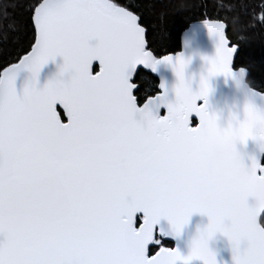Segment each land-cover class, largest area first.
<instances>
[{"label":"snow or ice","instance_id":"obj_1","mask_svg":"<svg viewBox=\"0 0 264 264\" xmlns=\"http://www.w3.org/2000/svg\"><path fill=\"white\" fill-rule=\"evenodd\" d=\"M25 8L29 47L0 64V264H216L203 239L186 255L164 247L146 254L161 218L177 235L192 213L212 219L208 236H227L233 264H264V228L257 223L264 166L251 159L236 179L209 185L201 178L208 143L230 135L207 111L206 80L192 93L177 54L176 103L158 95L135 105L125 70L172 57L153 56L132 0H28ZM202 22L217 38L215 55L205 58L209 75H232L236 46H229L225 24ZM56 56L71 78L17 95V72L30 67L35 77ZM57 100L66 122L53 107ZM161 103L167 112L158 117L152 109Z\"/></svg>","mask_w":264,"mask_h":264},{"label":"water","instance_id":"obj_2","mask_svg":"<svg viewBox=\"0 0 264 264\" xmlns=\"http://www.w3.org/2000/svg\"><path fill=\"white\" fill-rule=\"evenodd\" d=\"M204 19L195 20L189 23V25L182 31L180 35V50L174 53H167L160 57L170 55L172 57L171 63H157L154 67H146L143 64L137 63L134 67L125 70V75L128 79V83L135 85L131 89L130 94L134 97V103L137 107H141L144 103L151 97L156 98L158 95H162L163 99L167 103H176L177 97L174 92V87L178 83L177 76L173 70V65L175 63V57L179 54L185 61L183 68V80L187 85L189 90L192 93L199 91L201 86V79L203 78L207 82L208 93L206 96L207 100V111L212 108H222L226 104L235 103L239 109L245 96H249L257 108L264 107V91H259L251 87L246 78L248 76V70L244 67L234 68V60L238 52V46L231 44L230 40L227 37V25L224 21L217 20L225 24V37L229 42V46H236V50L233 54L232 61L230 63V72L232 75H225L223 73H217L215 75H209L208 73V62L205 59L206 57H212L215 55L217 38L210 34L207 28L202 22ZM213 20V19H210ZM94 43V41H90ZM153 54V52H152ZM155 57V55L153 54ZM160 57H155L160 59ZM62 63V59L59 56H56L53 60H49L45 65L40 69V72L37 76V87H42L46 79L55 72L57 66ZM95 68H97L95 70ZM139 69H142L147 72H151L157 78V92L151 96L146 97L140 104L137 101V97L134 94L137 84L133 83V79ZM99 70L98 61H93L90 67V72L95 74ZM241 71L243 74H241ZM28 76L26 70H20L17 72L13 80V88L16 91L17 95L22 93V85L25 81V78ZM61 79L66 80L67 76L61 77ZM159 103V102H158ZM204 99H197L196 104L202 105ZM53 107L56 108L60 114L61 122H66L67 117L63 114V109L59 105V101H55ZM153 113L162 117L166 114L167 109L164 107V104L161 103L158 108L152 109ZM225 113L221 112L220 123L223 125V116ZM264 114L260 112H254L250 117V121L253 125H257L261 122V117ZM190 122L196 123V117L194 115L190 116ZM190 126H193L191 125ZM213 142H209L205 149L204 154V163L206 162L207 156L210 152L211 145ZM240 147L239 145L237 146ZM242 151L244 155V163L248 165L251 162V159H255L258 164L264 166L262 159L264 157V151L257 152L254 142L247 141ZM251 156V159H249ZM248 203L251 205L254 201L249 198ZM143 215L142 212L134 214V223L133 227L138 228L141 222ZM264 216V209H261L257 216V223L261 228H264L261 224V219ZM206 221V218L200 216L197 213H193L189 217L188 224L182 229L179 236L173 235L169 227L168 221L161 218L157 224L153 226V240L146 245V254L151 255V248L155 245L156 236L161 237L164 241L171 243V245H160L157 248L164 247L169 249L178 250L181 255H186L188 253V247L186 245V240L189 234L193 231L194 226L197 223H203ZM215 243L210 244V247L215 252V259L217 264H233L232 253L227 245V241L224 237L219 234L216 235ZM156 248V249H157ZM155 249V250H156ZM154 250V251H155ZM191 264H201L200 261L193 260Z\"/></svg>","mask_w":264,"mask_h":264},{"label":"trees","instance_id":"obj_3","mask_svg":"<svg viewBox=\"0 0 264 264\" xmlns=\"http://www.w3.org/2000/svg\"><path fill=\"white\" fill-rule=\"evenodd\" d=\"M28 0H0V64L15 62L29 47L30 17L25 5ZM128 2V0H120ZM153 41L155 57L180 50L182 31L195 20L224 21L227 37L238 46L234 68L248 70L247 83L264 91V0H132ZM97 68H95L96 70ZM138 84L134 93L140 104L157 92V78L139 69L133 79ZM264 163V157L262 159ZM141 218H138L140 220ZM264 227V216L261 219ZM159 241V243H157ZM156 236L154 251L168 245Z\"/></svg>","mask_w":264,"mask_h":264},{"label":"clouds","instance_id":"obj_4","mask_svg":"<svg viewBox=\"0 0 264 264\" xmlns=\"http://www.w3.org/2000/svg\"><path fill=\"white\" fill-rule=\"evenodd\" d=\"M54 58L55 57L50 60H53ZM61 59L62 63L57 66L55 72H53L46 79L43 86L39 88L37 87V76L41 67L49 60L41 65L39 70L35 73V77H33V72L30 67L24 68L23 70H26L28 76L25 78L22 89L39 91L49 82H66L69 80L72 76V69L69 67H64V60L62 57ZM65 75L67 76V79H61V77ZM222 111L225 113L223 116V125H221L219 122ZM257 111L264 114V107L257 108L249 96L244 97L239 109L235 103H232L226 104L222 108L217 107L208 110L209 113L214 114L216 117L217 127L222 130H228L230 135L228 138H220L212 143L210 152L207 156L206 162L203 164L201 171V178L204 182L211 185L226 179H236L246 173L249 164L246 165L244 163L245 153L242 151V149L244 148L247 141L254 142L257 152L264 151V116L261 117V122L257 125H253L249 119V117ZM247 133L250 134L246 135ZM245 135L246 138L242 143L240 137ZM238 145L240 146L239 148L237 147ZM249 159H251V156H249ZM197 214L206 218V221L203 223H197L194 226L193 231L187 237L186 245L188 250L194 243L203 239L207 249L213 253L215 259V252L210 247V244L215 243L214 238L217 234H219L226 239L227 245L232 253V244L227 236H225L223 233L214 231L210 236L207 235L212 225V219L208 215L201 213ZM189 217L187 221L180 226L179 232L176 236H179L182 229L188 224ZM169 227L172 231V226L169 225ZM215 261L217 264L216 259ZM221 264H223V262H221Z\"/></svg>","mask_w":264,"mask_h":264},{"label":"flooded vegetation","instance_id":"obj_5","mask_svg":"<svg viewBox=\"0 0 264 264\" xmlns=\"http://www.w3.org/2000/svg\"><path fill=\"white\" fill-rule=\"evenodd\" d=\"M134 84H137L134 82ZM138 89V84H137V88L135 89L134 93L136 92V90ZM168 245H171V243H169Z\"/></svg>","mask_w":264,"mask_h":264}]
</instances>
